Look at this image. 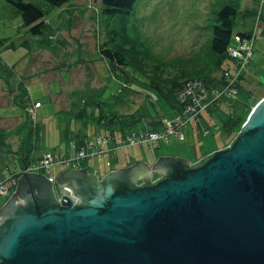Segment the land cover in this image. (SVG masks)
<instances>
[{"label":"water","instance_id":"water-1","mask_svg":"<svg viewBox=\"0 0 264 264\" xmlns=\"http://www.w3.org/2000/svg\"><path fill=\"white\" fill-rule=\"evenodd\" d=\"M55 184L60 201L43 174L19 178L0 209V264H264V98L197 163L162 156L102 180L67 169Z\"/></svg>","mask_w":264,"mask_h":264},{"label":"rangeland","instance_id":"rangeland-1","mask_svg":"<svg viewBox=\"0 0 264 264\" xmlns=\"http://www.w3.org/2000/svg\"><path fill=\"white\" fill-rule=\"evenodd\" d=\"M23 1L48 9L44 0ZM221 1L139 0L128 19H112L107 22L102 15V0H69L63 7L50 10L47 21L53 27V34L44 38L46 42L43 40L39 43L40 38L33 37L23 27L21 16L17 13L18 8L8 0H0V167H4L8 174L20 171L22 162L17 159L16 149L17 146L20 147L22 159L23 142L28 140L31 127L35 129L40 126L41 137L33 142L35 158L45 154L58 155L61 151L65 154L80 138L87 136L95 142L98 135H103L102 128L97 123L101 115L98 108L88 107V115L80 120L71 115L80 109L76 104L79 97L74 93L90 97L104 91L103 97L114 104L123 89L124 100L116 104L118 115H141L146 122L165 118L167 121L170 118L171 121L174 116L181 115L184 109L180 99L178 102L181 110L174 113L150 89V71L145 67L143 72L126 68L124 71L119 69L115 74L101 58L99 48L108 41V29L115 27L120 37L124 36L119 38L120 45L126 42L127 37L135 40L133 34L136 35L137 30L141 34L138 41L144 42V47L147 45L146 57H149L150 62L156 59L169 64L173 59L187 60L197 54L192 63L180 66L182 70L190 64H206L205 59H210L207 45L215 24L214 14L222 6ZM238 8L240 13L249 9L255 11L253 18L249 19L250 38L254 40L253 58L236 96L243 112L247 110L251 113L264 98V0H241ZM143 49L138 45L134 52H141ZM231 62L226 60L223 67L226 68ZM173 69L170 68L171 71ZM175 72L177 71L168 74ZM223 75L221 71L214 75L218 76V89L225 87ZM124 76L128 80L120 79ZM23 88L27 89L30 99L26 109L13 101ZM229 100L231 99H225L219 110L211 111L212 115H203L201 128L190 129V134L187 133L190 127L187 128L184 140L173 136L154 148L147 145L124 146L116 153L106 150L104 155L89 159L90 170L103 177L111 171L127 167L135 159L152 162L168 154L197 163L198 160L229 147L242 128L234 135L223 131V121L230 111ZM37 101L42 107L35 109L34 103ZM203 130L211 134L205 132V135H210L202 136L199 132ZM160 132H166V126ZM82 143L84 145V141ZM26 144L29 145V141ZM110 155H113L115 163L110 161ZM13 157L15 164L11 163L8 167ZM50 172L54 173L55 168ZM13 190L14 187L9 193ZM3 204L4 201L0 199V209Z\"/></svg>","mask_w":264,"mask_h":264},{"label":"trees","instance_id":"trees-1","mask_svg":"<svg viewBox=\"0 0 264 264\" xmlns=\"http://www.w3.org/2000/svg\"><path fill=\"white\" fill-rule=\"evenodd\" d=\"M139 0H102V15L106 21L112 19H128L130 15L134 13L136 4ZM221 1V0H220ZM18 8V14L21 16L23 27L27 29L28 33L33 37L40 38V42L45 40L44 38L53 34V27L51 23L47 21V16L52 9L61 8L69 0H44L48 9H44L41 5L35 3H25L23 0H8ZM222 6L216 11L215 24L211 31V37L208 40V47L210 52V59H205L206 64H190L185 70H182L181 65L192 63V60H196L192 55L189 59L183 58L173 59L169 64L157 61L156 59L150 62L147 55V45L144 47V42H139L141 34L136 30V35L126 38V42L123 45L118 44L120 37L119 32L114 27L112 30H107L108 41H105L99 48L101 58H103L109 65V70L115 74L119 69L125 70L126 68L133 69L135 72L144 71V67L150 71L152 82L150 83V89L161 98L174 113H179L180 104L178 102V94L183 87L184 82L190 78H198L204 80L208 85L219 86L218 74L224 67V63L228 60L229 47L235 43L234 35L237 34L242 40H249L251 35L249 19L253 18L255 11L249 9L244 13H240L238 4L241 0H222ZM252 20V19H251ZM115 26V25H114ZM46 42V40H45ZM44 42V43H45ZM238 43V42H236ZM140 45L144 49L141 52H134L136 46ZM43 46V43H42ZM199 54V53H198ZM190 60V61H189ZM141 63V64H139ZM172 64V65H170ZM178 64V65H174ZM174 68L177 72H173L170 68ZM190 68V70H188ZM188 70V72H187ZM120 79L128 80L127 76L120 77ZM216 82V83H215ZM21 93L17 95L13 101L26 109L27 103L30 101L27 89H21ZM101 91L98 94H92L90 97H82L79 94L74 93L79 97L76 104L80 107L78 111L71 113L78 120L85 117L88 107L98 108L101 110V115L97 119L98 126L103 132V135L107 137H119L128 133H133L141 130L158 131L162 128V119L146 122L145 118L141 115H118L116 111V104L123 102V89L120 95L116 97L113 103H109L104 97ZM84 102V103H83ZM239 99L234 104H229L230 113L223 121V131L228 134H236L246 121L248 116L247 110L243 112L242 107L239 105ZM28 140L23 142V165H27L33 160L35 141L40 139V126H36L35 129L31 127L28 132ZM29 141V145L26 142ZM79 142V141H78ZM35 149V150H34ZM4 203L6 200H3Z\"/></svg>","mask_w":264,"mask_h":264},{"label":"built area","instance_id":"built-area-1","mask_svg":"<svg viewBox=\"0 0 264 264\" xmlns=\"http://www.w3.org/2000/svg\"><path fill=\"white\" fill-rule=\"evenodd\" d=\"M236 41L239 46L229 50V55L235 60V63L229 65L223 75L225 87L221 89L209 88L203 81L197 79L187 81L179 96L184 110L174 120L165 121L166 132H141L116 139L98 136L95 142L86 140L83 146H73L70 154L59 153L58 155L44 156L43 159L34 163L29 171L48 172L52 166L57 165L78 168L85 160L104 155L106 150L116 151L124 146L145 145L154 148L158 147L162 141H169L173 136L184 140V130L189 124L198 121L203 113L216 106L222 98L223 100L236 98L237 84L252 55V40H242L237 37ZM111 143L112 145H110ZM16 183L17 181L13 177L0 180V197L8 196L10 189Z\"/></svg>","mask_w":264,"mask_h":264},{"label":"crops","instance_id":"crops-1","mask_svg":"<svg viewBox=\"0 0 264 264\" xmlns=\"http://www.w3.org/2000/svg\"><path fill=\"white\" fill-rule=\"evenodd\" d=\"M42 107V106H41ZM40 107V108H41ZM211 115L213 114V113H210ZM205 116V115H204ZM203 116V117H204ZM3 118V117H2ZM202 120H203V118L200 120V122L199 123H195V124H193L189 129H188V134H190L189 133V131H190V129L192 130H194V128L195 127H197L198 129L199 128H201V122H202ZM86 137V136H85ZM20 147L19 146H17V149H16V151H17V153H18V155H17V159L19 160V162L21 161V159H20V149H19ZM170 156H173V157H181V156H175V155H171V154H168V155H166V156H164V157H170ZM41 157V156H40ZM199 158V157H198ZM109 159H110V161L111 162H113V163H115V160H114V157H113V155H110V157H109ZM188 159V158H187ZM140 161H144L145 163H147L148 165H154V163H156L157 162V159L156 160H153L152 162H150V161H148V160H144V159H141ZM198 161H200V160H198ZM134 163H130L129 165H126L127 167H130V166H132V165H134V164H136V162H137V159H135L134 161H133ZM192 162V161H191ZM11 163H13V164H15L14 163V157H13V159H10V162H9V164L7 165L8 167H10V165H11ZM192 163H196V162H192ZM4 167H0V178L2 177V170H4L3 169ZM83 168H87L88 169V173L89 174H95V175H97L98 177H99V180H102L105 176H103V177H101L100 176V174L98 173V172H92L91 170H90V166H89V161H87V162H85L84 163V165L80 168V169H83ZM124 168V167H123ZM65 170H67V169H60V168H56L55 169V172L54 173H52V177L54 178L55 177V179L59 176V174L61 173V172H63V171H65ZM20 171H22V167L20 168ZM115 171H117V170H115ZM112 172V171H111ZM151 173H152V171H151ZM161 178V175H160V173L158 174V173H154V175H153V181H156V180H158V179H160ZM56 181V180H55ZM138 184L139 185H141L142 184V182L141 181H138ZM54 188H55V191H56V193H57V197L58 198H60V196H59V190H60V187L57 185V184H54Z\"/></svg>","mask_w":264,"mask_h":264}]
</instances>
